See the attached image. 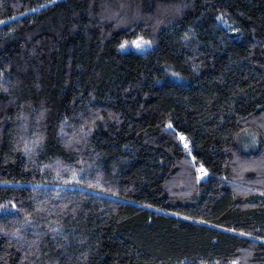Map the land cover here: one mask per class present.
I'll return each instance as SVG.
<instances>
[{
  "label": "trees",
  "instance_id": "trees-1",
  "mask_svg": "<svg viewBox=\"0 0 264 264\" xmlns=\"http://www.w3.org/2000/svg\"><path fill=\"white\" fill-rule=\"evenodd\" d=\"M0 264H264V0H0Z\"/></svg>",
  "mask_w": 264,
  "mask_h": 264
},
{
  "label": "rangeland",
  "instance_id": "rangeland-1",
  "mask_svg": "<svg viewBox=\"0 0 264 264\" xmlns=\"http://www.w3.org/2000/svg\"><path fill=\"white\" fill-rule=\"evenodd\" d=\"M138 45H139V47H138ZM119 49L122 52H126V51L131 50V51H134L136 53H144L150 49V46H148L146 44L143 45L141 42L135 41V42H132L130 44H125V45L121 46ZM180 140L182 142V145H184V146L188 145L187 142H184V140H185L184 137H180ZM198 179L199 180L202 179L201 172H198Z\"/></svg>",
  "mask_w": 264,
  "mask_h": 264
},
{
  "label": "built area",
  "instance_id": "built-area-1",
  "mask_svg": "<svg viewBox=\"0 0 264 264\" xmlns=\"http://www.w3.org/2000/svg\"><path fill=\"white\" fill-rule=\"evenodd\" d=\"M184 142H185V140H184ZM183 150L187 154H190L191 153V148H190L189 145H185V146L183 145Z\"/></svg>",
  "mask_w": 264,
  "mask_h": 264
},
{
  "label": "bare ground",
  "instance_id": "bare-ground-1",
  "mask_svg": "<svg viewBox=\"0 0 264 264\" xmlns=\"http://www.w3.org/2000/svg\"><path fill=\"white\" fill-rule=\"evenodd\" d=\"M199 172H201V177L202 178H206V174L203 171H199Z\"/></svg>",
  "mask_w": 264,
  "mask_h": 264
},
{
  "label": "snow or ice",
  "instance_id": "snow-or-ice-1",
  "mask_svg": "<svg viewBox=\"0 0 264 264\" xmlns=\"http://www.w3.org/2000/svg\"><path fill=\"white\" fill-rule=\"evenodd\" d=\"M138 47H139V45H138ZM169 127H171V126L169 125Z\"/></svg>",
  "mask_w": 264,
  "mask_h": 264
}]
</instances>
